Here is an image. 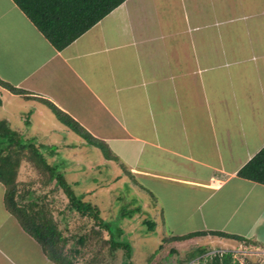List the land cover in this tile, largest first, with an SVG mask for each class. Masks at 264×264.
Wrapping results in <instances>:
<instances>
[{"label": "crops", "instance_id": "obj_1", "mask_svg": "<svg viewBox=\"0 0 264 264\" xmlns=\"http://www.w3.org/2000/svg\"><path fill=\"white\" fill-rule=\"evenodd\" d=\"M0 77L27 91L10 93L36 107L31 116L51 107L44 99L54 103L160 193V205H176L173 233L223 230L264 248V184L238 175L264 146V0H125L61 50L14 0H0ZM42 112L33 136L70 146L52 160L82 162L88 141ZM24 127L15 129L31 132ZM5 192L0 181V264H57L6 207ZM253 213L245 233L229 226ZM190 241L183 262L201 248L238 245Z\"/></svg>", "mask_w": 264, "mask_h": 264}, {"label": "trees", "instance_id": "obj_2", "mask_svg": "<svg viewBox=\"0 0 264 264\" xmlns=\"http://www.w3.org/2000/svg\"><path fill=\"white\" fill-rule=\"evenodd\" d=\"M14 1L52 45L61 50L125 0ZM0 86L14 93L27 94L24 89L15 87L1 77ZM2 101V98H0V110ZM44 101L56 111L64 124L89 143L97 145L102 150L104 149L103 152L108 153L107 158L119 162V158L111 154L105 142L96 139L77 120L59 109L54 103L47 99H44ZM38 141L39 139L36 136L29 137L18 129H14L7 118L0 115V181L6 187V207L18 218L23 228L37 239L46 255L57 264H105L104 258L107 256L102 254L108 251L107 254L117 257V252L121 249L124 250L123 264H134L130 261V249H133V247L127 237L124 236L123 226L139 222L145 224L149 231L156 230L157 227H163V219L157 220L161 216L155 207L156 203L160 202L158 195L146 187L134 172L121 163H118L117 169L113 170L115 175L112 176L111 187L109 183L102 182L103 178L107 179L109 177L100 174L99 177H94V179L99 178L100 182L95 183L92 181L93 177L87 173L81 175L84 181L82 182L83 185L80 186L81 182L72 176L75 173L69 174L68 169L65 168L72 161V158L63 156L59 160L53 161H60V165L50 164L52 162L50 157L53 156L54 158L57 150H53L52 155L49 157V153L52 151L51 145H44V143ZM24 156L28 161L34 162L35 167L40 170L44 169L48 173L45 184L53 182L63 189L70 208L75 209L82 216V226L79 230L67 231L68 228L61 227V224L65 223L64 219L52 215L53 213L51 214L48 211L46 205H38V203L33 202L34 197L29 202L19 199L16 174ZM238 175L264 184V146L240 168ZM125 183H130V187L125 188ZM125 189L136 195L128 198V201H130L129 205L126 206L123 204L126 199ZM32 191L36 192L34 189ZM102 192L109 193L107 200H105L110 204V207L106 208L107 212L101 210L98 206L99 203L93 201L95 198L91 200V198L86 197L90 194H95L96 197L97 193L101 194ZM38 195L35 197L40 198L41 195ZM133 214H138L139 219L134 220ZM164 228L167 229L166 226ZM162 234L163 237L158 249L162 251L163 256L166 253H177L180 243L186 244L191 242L190 240L193 241L209 235L231 239L237 241L238 244L242 241L254 242L242 235L223 230L166 235V231L162 228ZM94 240L98 244L97 251L92 250ZM169 243H174V245L168 247ZM206 251V248H201L192 256L203 255L200 258L201 264H240L234 261L232 252L223 250L204 261ZM156 253L160 252L157 250ZM177 260L179 259L177 258ZM190 260L191 257L186 261Z\"/></svg>", "mask_w": 264, "mask_h": 264}, {"label": "rangeland", "instance_id": "obj_3", "mask_svg": "<svg viewBox=\"0 0 264 264\" xmlns=\"http://www.w3.org/2000/svg\"><path fill=\"white\" fill-rule=\"evenodd\" d=\"M3 88L4 87L0 86V91L4 92L5 89ZM6 90L8 93H5L4 96L2 97L4 108L2 107L1 113L4 115V117L9 119L8 121L11 122V125L14 129L18 126V127H21L23 131H25L24 125L25 123H28V127L31 132H26V134L28 136H33L34 134L33 130H36L37 128V126L34 125L33 122L39 117L41 113H43L42 111H45L47 113V116H46L47 121H49L50 116L55 117L57 119L56 125L60 127L59 130L64 129L65 124L61 122L59 116L57 115L56 111L52 107L40 106L38 108L39 114L36 117H33L31 115H34L33 113L36 107L33 108V106L31 105V102L20 99L19 97H14V95H12L8 89ZM0 98H1V95H0ZM29 119H30V122H28ZM75 135L76 134H74V132L70 130V137H74ZM36 138H40V137L36 136ZM44 139L45 141H47L46 144H50V140H48L47 138H44ZM40 141L41 140H39L38 142ZM72 141L74 142V144L76 143L74 140ZM37 144L40 145L39 143ZM50 145H51L50 148L52 151H50L49 157L52 155L53 150H57L59 154L61 155L64 152H66L67 148L70 147L67 142H60L59 144L54 143ZM86 145L88 148L83 158H81L82 162H79L76 164V157H75L72 159L71 162H69L66 165L65 168L68 169L69 174L77 173V172L87 173L91 175V177H93L92 181L95 183H99L100 180L99 178L94 179V177L96 176L99 177L100 174L102 176H107L109 178L107 179L103 178L102 182L109 183L111 187L112 176L115 175L113 170L117 169L118 163L114 161H108L107 159H105V156H107L108 153L106 151L103 152L104 149L102 150L101 148L99 149L98 146H92V143H89V142H87ZM51 158L53 159V156L50 157V159ZM88 158H91L92 162L96 161L97 165H100V166L95 165L91 168L88 167L87 162H86ZM103 159H105L106 161L103 164H100V160H103ZM29 161L28 159H25V156H24L20 162L19 168L17 169V174H16L17 182L16 183H17V188H19L18 190L19 199L24 202H29L34 197L32 200L33 202L38 203V205H42V204L46 205L48 208V211L51 214L53 213L52 215L54 216L56 215L64 219L63 221L65 223H63L64 225L61 224V227L68 228L67 231L79 230V228L82 226V221H81L82 216L80 213L78 214L75 211V209L70 208L68 198L66 194L64 193L63 189L59 187L58 185H55L53 182L51 184L50 183L45 184V181L48 178V173L45 172L44 169L40 170L39 168L35 167L33 165L34 162L32 163L31 161L30 162ZM55 163L56 165H60L61 162L60 161L53 162V160L52 162H50V164H55ZM75 179L81 182L80 186L83 185L82 182L84 180L82 176H80L79 178L75 176ZM143 184L149 189H151L155 194H157L160 200L162 199V196L160 195V193H157V191L149 187L145 182H143ZM124 187L129 188L130 183H125ZM160 188L157 190H162ZM32 189L36 190V192L34 193ZM124 193L126 194V199L123 204L126 206V205H129L130 200L128 201V198L129 197L132 198L133 196H136V195L134 193H129L128 189H125ZM246 193L250 195V191L248 189ZM38 194L41 195L40 198L35 197L36 195L39 196ZM108 194L109 193L102 192L101 194L97 193L96 197H95V194H90L89 196H86V197L91 198V200L95 198L93 201L99 203L98 206L101 208V210L103 209L106 211V208L110 207L109 202H105V200H107L106 198L108 197ZM116 202L118 203V201ZM170 204H173V203H170ZM163 206H164V211L161 210ZM174 206L176 205H165V204L160 205L159 202L156 203L155 207L161 214V216H159L157 220H160L162 218L164 222L163 227H159V228L157 227L156 230L149 231L148 227L145 224H140L139 222L127 224L126 225L127 227L123 226V229H124L123 232H125L124 236L127 237V239L129 240V242L131 243L133 247V249H130L131 250L130 251V254H131L130 261H132L134 264H141V263L142 264H190L189 262L188 263H185V261L183 262L186 256L185 254H183V251L185 250L183 248V244L178 246L177 253H173V254L166 253L164 256L162 254V251L158 249V246L161 242V238L163 237L162 228L163 230L166 231V235H169V234H174V233H172V231H170L169 229H165L164 228L165 226L168 228H170L171 225L175 227L180 226L179 224H177L179 223V220L177 218L182 217V216H172L171 215ZM132 216L134 217V220L139 219L138 214H133ZM253 218H254V213L250 214L246 218V221H243L242 223H240L237 221V215H236L233 217L231 223H229V226L232 228H236V230H239V229L243 230L242 232L245 233L248 228V224L252 221ZM188 224H189L188 222L183 221V226L186 229H188ZM181 228L183 227L181 226L178 229L182 230ZM67 231L66 233H68ZM208 240L209 239H204L203 241H206L205 244L204 243H200V244L206 245ZM93 243L94 244L92 245V250L97 251L98 244L95 242V240L93 241ZM227 243H229V241H227ZM173 245L174 243H169L168 247L173 246ZM186 245H189V244H186ZM157 250L160 253H156ZM107 252L102 254L103 256H107L106 258H104L105 264H123V261H122L123 255H124L123 249L117 252L118 253L117 257L111 256L110 254H107ZM93 254L95 253L93 252ZM177 258L179 259L178 261H177ZM181 259H182V262H181Z\"/></svg>", "mask_w": 264, "mask_h": 264}, {"label": "built area", "instance_id": "obj_4", "mask_svg": "<svg viewBox=\"0 0 264 264\" xmlns=\"http://www.w3.org/2000/svg\"><path fill=\"white\" fill-rule=\"evenodd\" d=\"M234 261L240 264H264V249L246 241L232 250Z\"/></svg>", "mask_w": 264, "mask_h": 264}, {"label": "clouds", "instance_id": "obj_5", "mask_svg": "<svg viewBox=\"0 0 264 264\" xmlns=\"http://www.w3.org/2000/svg\"><path fill=\"white\" fill-rule=\"evenodd\" d=\"M243 242V241H242ZM247 242V241H246ZM249 243H253V244H255L256 245V243H254V242H249ZM240 244V243H239ZM239 244L236 246V247H238L239 246ZM258 246V245H257ZM236 247H233V248H230V249H223V251H230V252H232V250L234 249V248H236ZM259 247H261V246H259ZM261 248H263V247H261ZM264 249V248H263ZM218 252H222V250H217V251H213V252H210V250H209V253H207V252H205V254H204V259L206 258V260L207 259H209L213 254H216V253H218ZM233 253V252H232ZM203 255H200V256H198V257H196V259H194V260H192L191 261V263L190 264H193V262L194 261H198L199 262V260H200V258L202 257ZM186 263H187V261H186ZM205 263V262H204Z\"/></svg>", "mask_w": 264, "mask_h": 264}, {"label": "bare ground", "instance_id": "obj_6", "mask_svg": "<svg viewBox=\"0 0 264 264\" xmlns=\"http://www.w3.org/2000/svg\"><path fill=\"white\" fill-rule=\"evenodd\" d=\"M185 181V180H184Z\"/></svg>", "mask_w": 264, "mask_h": 264}]
</instances>
